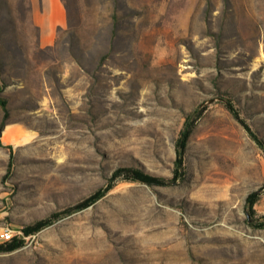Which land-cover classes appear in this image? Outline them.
Wrapping results in <instances>:
<instances>
[{
  "label": "rangeland",
  "instance_id": "obj_1",
  "mask_svg": "<svg viewBox=\"0 0 264 264\" xmlns=\"http://www.w3.org/2000/svg\"><path fill=\"white\" fill-rule=\"evenodd\" d=\"M64 1L68 26L41 48L31 1L0 0V244L120 167L171 179L193 115L185 177L120 181L0 264H264V229L246 212L264 150L241 123L264 141V0Z\"/></svg>",
  "mask_w": 264,
  "mask_h": 264
},
{
  "label": "trees",
  "instance_id": "obj_2",
  "mask_svg": "<svg viewBox=\"0 0 264 264\" xmlns=\"http://www.w3.org/2000/svg\"><path fill=\"white\" fill-rule=\"evenodd\" d=\"M66 10H67V17L71 18V11L70 6L68 5V2L64 1ZM68 18V22H69ZM63 31V30H60ZM5 89V86L0 82V105L3 108L5 112V119L9 117V109H8V101L3 97V91ZM227 108L231 111V113L241 121L240 115L238 110L235 108V106L231 102L226 103ZM195 114L201 115L202 112H195ZM193 115H190L185 123L184 130L181 133V137L177 144V158L175 163V170L174 175L171 179H165L162 177L154 176L151 174H148L146 172L128 168V167H120L118 168L112 177L109 180L108 185L105 188H102L98 190L95 194L84 200L83 202L79 203L73 208L67 209L65 212L61 214H54L51 218L38 221L37 223L27 226L21 230L22 236H16L13 237L10 241H7L5 243L0 244V252L4 253H11L14 251H17L21 248H23L26 244V238L31 237L43 229L49 227L53 224V222L59 218L61 215L69 214L73 212H78L82 210H86L90 208L92 205H94L97 201L102 199L107 193H109L114 187L119 183L120 181H126V182H138L143 183L149 186H169V185H175L178 183V181L184 179L185 177V156L186 151L188 147V143L190 140V137L194 131V128L196 126L195 119H193ZM245 129L250 133L253 140L257 143V145L264 150V141L259 138V136L251 131V129L248 127V125L241 121ZM6 126V123H4L1 126V131ZM0 145H2L0 141ZM11 153H10V162L8 167V174H11L14 169V154L12 152V147H7ZM264 194V187L260 190L251 192L247 197V206H246V212L248 216V220L250 224L258 229H264V216H262L260 219L257 218V212H256V205L260 201L262 195Z\"/></svg>",
  "mask_w": 264,
  "mask_h": 264
},
{
  "label": "crops",
  "instance_id": "obj_3",
  "mask_svg": "<svg viewBox=\"0 0 264 264\" xmlns=\"http://www.w3.org/2000/svg\"><path fill=\"white\" fill-rule=\"evenodd\" d=\"M32 22L39 30V46L55 44L57 34L68 26L67 10L63 0H30Z\"/></svg>",
  "mask_w": 264,
  "mask_h": 264
},
{
  "label": "built area",
  "instance_id": "obj_4",
  "mask_svg": "<svg viewBox=\"0 0 264 264\" xmlns=\"http://www.w3.org/2000/svg\"><path fill=\"white\" fill-rule=\"evenodd\" d=\"M2 236L5 241H10L13 238V234L10 230H6Z\"/></svg>",
  "mask_w": 264,
  "mask_h": 264
},
{
  "label": "water",
  "instance_id": "obj_5",
  "mask_svg": "<svg viewBox=\"0 0 264 264\" xmlns=\"http://www.w3.org/2000/svg\"><path fill=\"white\" fill-rule=\"evenodd\" d=\"M3 136V131H0V138H2Z\"/></svg>",
  "mask_w": 264,
  "mask_h": 264
}]
</instances>
